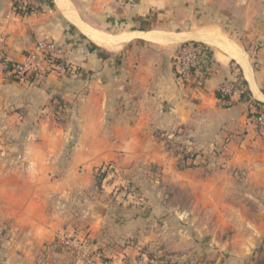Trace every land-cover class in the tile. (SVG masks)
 I'll list each match as a JSON object with an SVG mask.
<instances>
[{
  "label": "crops",
  "instance_id": "1",
  "mask_svg": "<svg viewBox=\"0 0 264 264\" xmlns=\"http://www.w3.org/2000/svg\"><path fill=\"white\" fill-rule=\"evenodd\" d=\"M35 1L0 0L2 59L52 40L77 73L22 84L0 68V143L20 144L0 154V264H264V132L249 118L264 108V0ZM182 44L204 73L178 78ZM225 82L247 96L226 106ZM108 163L114 180L98 176ZM127 183L139 194L118 199Z\"/></svg>",
  "mask_w": 264,
  "mask_h": 264
},
{
  "label": "built area",
  "instance_id": "2",
  "mask_svg": "<svg viewBox=\"0 0 264 264\" xmlns=\"http://www.w3.org/2000/svg\"><path fill=\"white\" fill-rule=\"evenodd\" d=\"M36 8L35 0H16L15 9L26 13ZM5 45V40L0 36V68L2 65V51ZM61 47L52 40H42L37 43L34 49L27 52L24 59L12 65L11 68L4 69L12 79L22 83L31 84L38 78L47 77L51 74H76L77 68L66 62L62 57ZM175 72L178 78L182 80L190 78L196 72L204 73V63L202 57V49L198 45L182 44L178 47L173 55ZM5 68V67H4ZM223 95L228 96V99L222 100L226 106H231L234 103L242 100V95H247L246 89L235 82H225L219 88ZM249 118L254 123L258 133L264 132V108L256 103L252 104V109ZM102 180L108 178L114 180L117 178L118 170L111 164H105L99 170ZM115 194L122 200L128 199L131 195L136 194L133 187L127 183L118 186L115 189ZM141 201V199H140ZM67 238V237H66Z\"/></svg>",
  "mask_w": 264,
  "mask_h": 264
},
{
  "label": "trees",
  "instance_id": "3",
  "mask_svg": "<svg viewBox=\"0 0 264 264\" xmlns=\"http://www.w3.org/2000/svg\"><path fill=\"white\" fill-rule=\"evenodd\" d=\"M1 62H2V65H4L5 69L11 68L12 65L14 64L12 62L5 61V59H2ZM217 96L222 100L228 99V96L223 95V93L220 90L217 91ZM244 97H245V95H242V99ZM187 157H188V155L185 154V158H187ZM100 183H101L100 179L96 180V186H100ZM151 256H152V254H150V257ZM157 258L162 262V264H200L202 261V259H199L198 257L192 255V253L189 254L187 252L186 253L164 252L163 254L158 256Z\"/></svg>",
  "mask_w": 264,
  "mask_h": 264
},
{
  "label": "rangeland",
  "instance_id": "4",
  "mask_svg": "<svg viewBox=\"0 0 264 264\" xmlns=\"http://www.w3.org/2000/svg\"><path fill=\"white\" fill-rule=\"evenodd\" d=\"M107 46V45H106ZM109 47H113V46H109ZM9 145H10V147L7 149V148H5V143L4 144H2V143H0V154H16V152H17V150H15V149H12V148H14V147H17L18 145L20 146V144H14V143H8ZM3 146V147H2ZM3 149H7V151L6 152H4V153H2L3 152ZM111 164H113L115 167H116V169L118 170V167L114 164V163H111ZM118 172H119V170H118ZM119 174H120V172H119ZM98 176H99V178L101 177V173H98ZM99 180V179H98ZM136 188V187H135ZM136 191V190H135ZM137 194H139V192H136ZM80 242V239H78L77 237H75V236H71V237H67V238H64L63 240H62V246L63 247H65L64 249L66 250V251H69V252H71V251H76V248H78L79 246V243ZM87 243H89V242H87ZM88 245V244H87ZM71 250V251H70Z\"/></svg>",
  "mask_w": 264,
  "mask_h": 264
},
{
  "label": "bare ground",
  "instance_id": "5",
  "mask_svg": "<svg viewBox=\"0 0 264 264\" xmlns=\"http://www.w3.org/2000/svg\"><path fill=\"white\" fill-rule=\"evenodd\" d=\"M69 5V4H68ZM64 6V5H63ZM66 8H68V10H69V7L67 6V3H66ZM99 43H102L103 41H101L100 39H97V38H95ZM149 39H157L156 37H152V36H150L149 37ZM161 40V39H160ZM159 41V40H158ZM164 42V41H163ZM102 44H105V45H107V46H112L113 44H111V43H108V42H103Z\"/></svg>",
  "mask_w": 264,
  "mask_h": 264
}]
</instances>
